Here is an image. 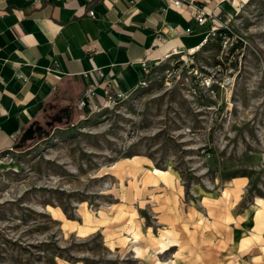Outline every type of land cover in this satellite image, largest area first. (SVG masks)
Listing matches in <instances>:
<instances>
[{
	"label": "rangeland",
	"instance_id": "374dc122",
	"mask_svg": "<svg viewBox=\"0 0 264 264\" xmlns=\"http://www.w3.org/2000/svg\"><path fill=\"white\" fill-rule=\"evenodd\" d=\"M226 26L0 153V264H264V0Z\"/></svg>",
	"mask_w": 264,
	"mask_h": 264
},
{
	"label": "crops",
	"instance_id": "0c3cea01",
	"mask_svg": "<svg viewBox=\"0 0 264 264\" xmlns=\"http://www.w3.org/2000/svg\"><path fill=\"white\" fill-rule=\"evenodd\" d=\"M172 1L0 0V153L32 122L77 110L87 85L101 95L110 78L130 95L147 77L142 62L154 68L195 52L248 2L183 0L189 4L176 8ZM196 8L209 14L202 24Z\"/></svg>",
	"mask_w": 264,
	"mask_h": 264
},
{
	"label": "built area",
	"instance_id": "2783aa9c",
	"mask_svg": "<svg viewBox=\"0 0 264 264\" xmlns=\"http://www.w3.org/2000/svg\"><path fill=\"white\" fill-rule=\"evenodd\" d=\"M34 2L35 4H40L41 0H30ZM172 4L176 8H181L182 6L188 5V2H185L183 0H173ZM90 15H92V12H89ZM209 14L205 11H203L201 8H196L193 13V19L197 24H202L206 17H208ZM185 32H190V29H186ZM231 34L230 30L226 26V24H221L215 28H212L204 40V43L208 39L218 40L223 43H227V41L230 39ZM142 68L145 71V76H148L151 67L146 66L144 62H142ZM143 79L139 82L142 83ZM127 97V93L122 92L116 85V83L113 81V79L105 80L102 83V93L101 95H98L96 93L95 87L91 85H87L82 90L80 98L76 102V109L79 111H95L99 109L102 106H109V105H116L117 103L121 102Z\"/></svg>",
	"mask_w": 264,
	"mask_h": 264
},
{
	"label": "water",
	"instance_id": "95a60500",
	"mask_svg": "<svg viewBox=\"0 0 264 264\" xmlns=\"http://www.w3.org/2000/svg\"><path fill=\"white\" fill-rule=\"evenodd\" d=\"M34 124L35 122H32L24 131H22L11 149H21L26 142L31 141L36 137ZM46 125H51V122H47Z\"/></svg>",
	"mask_w": 264,
	"mask_h": 264
},
{
	"label": "trees",
	"instance_id": "16d2710c",
	"mask_svg": "<svg viewBox=\"0 0 264 264\" xmlns=\"http://www.w3.org/2000/svg\"><path fill=\"white\" fill-rule=\"evenodd\" d=\"M49 102H52L51 100L49 101ZM49 102L46 104V106L48 107V109L49 108H51V107H53L54 108V104L53 105H49ZM51 106V107H50ZM67 111V113L65 112V111H59L58 112V115L61 117V116H63V117H77L78 116V114H79V112L77 111V110H74V111H69V110H66ZM65 112V113H64ZM63 113H64V115H63ZM69 113V114H68ZM48 117H50V118H54V115H49Z\"/></svg>",
	"mask_w": 264,
	"mask_h": 264
},
{
	"label": "flooded vegetation",
	"instance_id": "af4514ba",
	"mask_svg": "<svg viewBox=\"0 0 264 264\" xmlns=\"http://www.w3.org/2000/svg\"><path fill=\"white\" fill-rule=\"evenodd\" d=\"M60 119H61V117L58 114L54 115L53 120H60ZM41 122L42 121H36L35 122V124H34L35 134H37L39 131H41L43 129V126L41 125Z\"/></svg>",
	"mask_w": 264,
	"mask_h": 264
},
{
	"label": "bare ground",
	"instance_id": "6f19581e",
	"mask_svg": "<svg viewBox=\"0 0 264 264\" xmlns=\"http://www.w3.org/2000/svg\"><path fill=\"white\" fill-rule=\"evenodd\" d=\"M192 52H193V51H192ZM159 172H160V171H159V170H157V169H152V173H154V174H155V173L157 174V173H159ZM262 206L264 207V205H263V204H262Z\"/></svg>",
	"mask_w": 264,
	"mask_h": 264
}]
</instances>
